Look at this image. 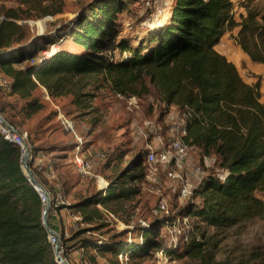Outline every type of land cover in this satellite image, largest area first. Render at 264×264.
I'll list each match as a JSON object with an SVG mask.
<instances>
[{
  "label": "trees",
  "instance_id": "obj_1",
  "mask_svg": "<svg viewBox=\"0 0 264 264\" xmlns=\"http://www.w3.org/2000/svg\"><path fill=\"white\" fill-rule=\"evenodd\" d=\"M144 1L84 4L58 53L39 67L27 63L55 42L56 35L37 37L32 22L61 11L49 0L1 3L0 74L12 79L9 98L14 101L0 103V113L16 130L28 132L34 151L54 152L59 146L45 137L48 129L40 124L33 131L26 128V122L46 108L36 95L39 87L49 98L71 95L80 104L89 96L80 89L107 87L117 96L140 97L150 93L149 82L164 112H174L169 117L185 106L201 116V122L188 125L184 138L212 163L194 187L192 199L170 204L166 215L150 221L157 238L145 243L132 263L163 249L167 264H264V104L258 83L256 87L246 83L236 66L216 50L221 38L239 27L234 41L254 63L264 65V0L236 6L231 0H174L167 21L155 22L135 40L131 33L136 26L121 24L145 20L146 13L137 17L135 12ZM51 114L58 117L57 111ZM84 144L82 152L89 148ZM114 151L119 165L129 153L133 157L111 179L107 197H83L85 191L78 190L72 205L85 221L108 233L97 205L119 216L132 213L137 205L124 210L123 202L142 195L148 174L149 150L132 152L118 145ZM69 152L65 150L64 159ZM21 155V147L0 129V264H56L42 222L43 204L22 172ZM109 166L110 158L102 172ZM64 186L70 192L76 184L66 177ZM180 217L188 218L190 231L174 242L171 228ZM119 248L105 247L100 254L110 264H119ZM89 259L101 264L93 255Z\"/></svg>",
  "mask_w": 264,
  "mask_h": 264
},
{
  "label": "built area",
  "instance_id": "obj_2",
  "mask_svg": "<svg viewBox=\"0 0 264 264\" xmlns=\"http://www.w3.org/2000/svg\"><path fill=\"white\" fill-rule=\"evenodd\" d=\"M160 1L163 0L144 1L146 8L150 9L151 17L149 20V27L158 19L160 21L163 16V12L159 5ZM244 1L245 0H231V4L232 6H236L237 2ZM161 13L162 15L158 18ZM78 18L79 12L76 11L66 16L58 14L48 15L42 19L36 20L35 22L39 24L42 22L51 24L57 20L59 21L56 25V29H58L56 41L44 48L27 64L39 67L44 61L55 56L60 49V45L65 40V33L76 26ZM146 29L147 28L134 30L135 38L139 39ZM32 75L34 78V73ZM251 86L256 87V82ZM0 88L9 96L12 91V79L0 74ZM118 97L123 98L129 105L138 108V101L135 97L124 98L120 95H118ZM59 115L62 116L61 113ZM194 120L202 121L201 116L188 106H185L179 114L169 117L168 137L165 138L161 136L158 130L154 129L155 141L158 144V148L156 150L150 149L147 154V159L150 164H158L163 167L166 177L179 183L181 187L180 197L188 200L192 199L194 195L192 182H201L207 176L206 167L212 163L210 157L199 154L197 150L188 145L184 138L188 125ZM66 123L68 127L72 129L75 137V147L72 152L71 161L75 172L90 183L92 190L89 196L95 199L106 198L111 179L105 172H102L101 169L106 167L109 163L107 153L102 150L90 151L89 153L82 152L81 149L85 140L74 132L71 122L66 121ZM4 128L8 130L9 133H7ZM0 129L6 139L17 143L21 147L22 159L25 152L22 140L25 138L22 135L18 136L14 134L2 124H0ZM190 153L198 154L201 165L195 168L191 179H188L184 175L183 169ZM29 160L31 161V168L34 173L37 172L40 177L44 175L49 182L53 183V187L49 189L44 184H41L42 181L38 179L46 191L36 190V192L41 199L43 209L47 201H50V207L47 213L49 226L47 240L52 248L55 263L95 264L89 259V257L93 255L96 257L97 262L101 264H110L109 259L101 255L100 251L105 247L119 246L116 240L105 236L101 231L103 229H98L96 223L85 221L82 214L72 208L74 201L70 200L64 184L61 179L55 175L52 165L44 155V151L36 152L32 148V154ZM146 180L155 181V173L150 172V175L146 176ZM97 207L103 215V220L113 229V235L117 237V239H120L121 245L119 253L117 254V261L119 264H132L133 255L137 253L145 243L156 240V231L150 226L147 219L137 213L134 212L127 219H124L108 210L101 203H99ZM159 208L163 210L165 214L169 212L168 206L160 205ZM173 227H177V233L173 235V240L176 242L180 234H185L190 231V222L187 217H180ZM155 256L161 260L167 259L163 249L156 251Z\"/></svg>",
  "mask_w": 264,
  "mask_h": 264
},
{
  "label": "rangeland",
  "instance_id": "obj_3",
  "mask_svg": "<svg viewBox=\"0 0 264 264\" xmlns=\"http://www.w3.org/2000/svg\"><path fill=\"white\" fill-rule=\"evenodd\" d=\"M4 1L6 0H0V4ZM49 1L53 3L54 8L61 11L58 15L66 16L70 13L79 11L84 4L91 0ZM168 1L170 0L160 1L159 5L161 11L163 12V16L160 21L158 19L156 22L159 21L160 23H165L167 21V10L169 7L167 4ZM135 12H138L137 17H141L144 13H146V19L141 20L138 23H135L134 21H125L121 24V26L127 27L134 24L136 27L132 30L133 32L131 33V36L137 40L135 38L136 36L134 34V30L148 28L151 16L150 9L146 8L145 3H141ZM161 15L162 13L158 16V18ZM58 23V20L51 24L44 22L39 24L33 21L32 25L37 35L41 34L44 36H54L58 31V29H56V25ZM146 84L150 93L142 94L140 97H135L138 101V108L129 105L123 98L118 97L107 87L104 89H80L81 93L89 95L87 97H82L80 104L73 102V97L71 95L67 97H59L57 99H53L52 97L49 98L46 96L44 89L39 87V91L36 95L39 96L46 104V108L38 113L34 120L27 121L26 128L33 131L36 129L37 125L40 124L41 128L49 130L45 137H48L53 143H56L59 146L54 152L43 151L48 162L52 165L55 175L61 179L62 183L64 184L65 178L69 177V179L76 184L74 190H71L70 192L66 191L70 200L74 201L75 191L84 190L85 192L83 197H88V194L92 189L90 183L75 172L71 163L72 153L69 151L73 148L75 137L72 129L68 127L66 121L71 122L74 132L80 138L85 140L84 143L89 144V148L85 151L86 153H89L90 151L102 150L108 154L110 158V166L105 169V174L110 179L116 177L133 157V153H129L126 159H124V161L119 165L114 156L115 146L123 145L126 149L132 152L150 149L156 150L158 148V144L155 141L154 129H157L161 136H164L165 138L168 137V117L169 114H174V112L165 113L163 110L164 105L160 102L156 91L149 82H146ZM125 97L128 98L127 95ZM12 101H14V99L9 98L8 94H5L0 88V103ZM52 111L58 112L57 118L51 114ZM60 113L62 116L59 115ZM17 131L27 141L28 132L22 129H17ZM53 143L51 144L53 145ZM65 150L69 152L68 159H64L63 153ZM146 163L148 164L147 175H150V172H154L155 181L145 180L142 195L139 198H134L131 202L124 201L123 207L124 210H126L127 207L131 208L132 206L137 205V208H135L132 213L135 212L144 217L150 224V221L154 218L166 215L163 210H160V205L169 206L172 203L182 204L188 199L180 197L181 187L179 183L168 179L165 175L163 167L158 164H150L147 158ZM200 165L201 162L198 154L190 153L183 169L184 175L188 179H191L195 168ZM55 166H60V168L57 169ZM64 171H67L65 177L62 175ZM40 178L42 181L41 184H44L49 189L53 187V183L49 182L44 175ZM196 185L197 182L193 181V189ZM132 213L127 214V212L124 211L120 214V216L127 219ZM108 229H110L109 233L106 232L107 229L101 230L107 237L114 234L111 226L108 227ZM156 232H158V230H156ZM171 232L175 235L177 233V227L172 226ZM116 242L121 245L120 239H116ZM167 263L168 259L161 260L156 258V256H146L142 261H139V264ZM132 264H134V262Z\"/></svg>",
  "mask_w": 264,
  "mask_h": 264
},
{
  "label": "crops",
  "instance_id": "obj_4",
  "mask_svg": "<svg viewBox=\"0 0 264 264\" xmlns=\"http://www.w3.org/2000/svg\"><path fill=\"white\" fill-rule=\"evenodd\" d=\"M172 1L174 0L168 1L167 4L170 6L173 3ZM239 13L244 14L245 11L240 10ZM238 15L236 18H238ZM238 31L239 27L235 28L231 32H227L216 46V50L236 66L241 77L246 83L249 85H252L255 82L256 84L258 83L261 94L260 102L264 104V65L254 63L236 44L233 37L238 33Z\"/></svg>",
  "mask_w": 264,
  "mask_h": 264
},
{
  "label": "water",
  "instance_id": "obj_5",
  "mask_svg": "<svg viewBox=\"0 0 264 264\" xmlns=\"http://www.w3.org/2000/svg\"><path fill=\"white\" fill-rule=\"evenodd\" d=\"M40 35L41 34H38L37 37H39ZM0 122L2 123L3 126L11 130L14 134L20 136L19 132L4 118V116L1 113H0ZM22 142H23L24 151H25L21 159L22 172L26 176L30 184L36 190L42 189V191H46L42 187L40 182L38 181L35 173L33 172L31 168V161L29 159L32 154V147L25 140H22ZM49 207H50V201L48 200L43 209V226L46 229V231H49L48 220H47V213H48Z\"/></svg>",
  "mask_w": 264,
  "mask_h": 264
},
{
  "label": "bare ground",
  "instance_id": "obj_6",
  "mask_svg": "<svg viewBox=\"0 0 264 264\" xmlns=\"http://www.w3.org/2000/svg\"><path fill=\"white\" fill-rule=\"evenodd\" d=\"M0 124H2L1 122H0ZM5 129V128H4ZM5 131L7 132V133H9V131L8 130H6L5 129ZM12 135V134H11ZM16 139V138H15ZM25 140V139H24ZM26 141V140H25ZM27 142V141H26ZM40 191H42V189H39Z\"/></svg>",
  "mask_w": 264,
  "mask_h": 264
}]
</instances>
